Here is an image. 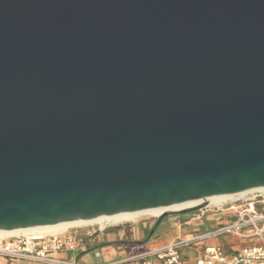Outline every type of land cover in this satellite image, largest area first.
<instances>
[{"label": "water", "instance_id": "obj_1", "mask_svg": "<svg viewBox=\"0 0 264 264\" xmlns=\"http://www.w3.org/2000/svg\"><path fill=\"white\" fill-rule=\"evenodd\" d=\"M263 187L264 0H0V231Z\"/></svg>", "mask_w": 264, "mask_h": 264}, {"label": "built area", "instance_id": "obj_2", "mask_svg": "<svg viewBox=\"0 0 264 264\" xmlns=\"http://www.w3.org/2000/svg\"><path fill=\"white\" fill-rule=\"evenodd\" d=\"M201 210L213 211L227 217L226 222L200 235L185 236L165 244L149 246L135 253L106 263L90 264H186L183 249L202 240L235 237L241 244L233 255L225 253L221 245L204 246L194 264H264V193L235 197L229 202L205 205ZM73 226L55 233H25L0 235V264L18 259L47 264H87L78 260L55 258L57 252H73L83 239L89 240L104 230Z\"/></svg>", "mask_w": 264, "mask_h": 264}, {"label": "crops", "instance_id": "obj_3", "mask_svg": "<svg viewBox=\"0 0 264 264\" xmlns=\"http://www.w3.org/2000/svg\"><path fill=\"white\" fill-rule=\"evenodd\" d=\"M228 221L223 214L213 211L201 210L199 213L190 215H172L163 219L153 236L145 241L147 230L146 223L133 226L111 227L104 233L96 234L94 237L83 239L80 246L74 251V259L83 263H106L117 260L127 254L135 253L149 246L165 244L171 240L185 238V236L200 235L205 231L213 230L220 224ZM145 224V225H143ZM109 233L102 239V235ZM241 242L235 237H217L216 239L202 240L193 243L183 249V257L186 264H194L199 258L204 246L221 245L225 253L233 255L239 248ZM105 245L110 249H101ZM159 264V263H155Z\"/></svg>", "mask_w": 264, "mask_h": 264}, {"label": "bare ground", "instance_id": "obj_4", "mask_svg": "<svg viewBox=\"0 0 264 264\" xmlns=\"http://www.w3.org/2000/svg\"><path fill=\"white\" fill-rule=\"evenodd\" d=\"M255 192L264 193V187L247 190V192H242L239 194L217 195L205 201L199 199L192 202H185L184 204L168 206L167 208H152L149 210H142L136 212H124L116 215H104L103 217L89 218L88 220H73L70 222H60L54 225H45L41 227L0 231V235L9 237L12 235H20L25 233H55L57 231H65L66 229L72 228L73 226L89 225H97L99 229L105 230V228L107 227L120 225L121 223H133L138 218L158 217L164 212L184 210L186 208L199 206L204 202L206 203V205L226 203L235 197L244 198L247 197L248 194H254Z\"/></svg>", "mask_w": 264, "mask_h": 264}, {"label": "rangeland", "instance_id": "obj_5", "mask_svg": "<svg viewBox=\"0 0 264 264\" xmlns=\"http://www.w3.org/2000/svg\"><path fill=\"white\" fill-rule=\"evenodd\" d=\"M200 211H197V212H193V213H199ZM192 213H189V214H186V215H190ZM185 215V214H184ZM157 217H146V218H138L136 219V221H134L133 223H121L120 225H115V226H110V227H107L105 228V230H107L108 228H111V227H119L121 228L122 226L126 227V226H133V225H136V224H140V223H146V228L147 230L149 229V231L152 229V224L155 222ZM165 219V218H164ZM145 225V224H143ZM90 229H96V225H89V226H86ZM105 230L102 232L104 233ZM149 231H147L146 235L149 233ZM109 235V233L107 232L105 235H102V239H105V237ZM110 249V246H107L105 245L104 247H102L101 249ZM76 252H57L56 255H54L55 258H60V259H64V260H69V259H74V255ZM5 263L7 264H47V263H39V262H33V261H23V260H18V259H11L10 261L9 260H5Z\"/></svg>", "mask_w": 264, "mask_h": 264}]
</instances>
